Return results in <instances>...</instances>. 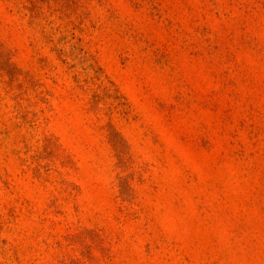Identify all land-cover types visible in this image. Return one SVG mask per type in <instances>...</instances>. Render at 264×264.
I'll return each instance as SVG.
<instances>
[{"label": "rangeland", "instance_id": "374dc122", "mask_svg": "<svg viewBox=\"0 0 264 264\" xmlns=\"http://www.w3.org/2000/svg\"><path fill=\"white\" fill-rule=\"evenodd\" d=\"M0 264H264V0H0Z\"/></svg>", "mask_w": 264, "mask_h": 264}]
</instances>
